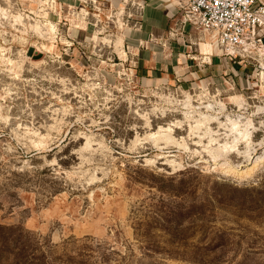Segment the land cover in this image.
Masks as SVG:
<instances>
[{
  "label": "rangeland",
  "instance_id": "1",
  "mask_svg": "<svg viewBox=\"0 0 264 264\" xmlns=\"http://www.w3.org/2000/svg\"><path fill=\"white\" fill-rule=\"evenodd\" d=\"M139 4L0 0V264H264V39L149 83Z\"/></svg>",
  "mask_w": 264,
  "mask_h": 264
},
{
  "label": "crops",
  "instance_id": "2",
  "mask_svg": "<svg viewBox=\"0 0 264 264\" xmlns=\"http://www.w3.org/2000/svg\"><path fill=\"white\" fill-rule=\"evenodd\" d=\"M110 1L117 4L119 0ZM139 3L144 6L135 17V27L125 29L123 40L139 64L140 78L154 83L169 77L171 72L185 73L190 67L186 54L193 43L194 30L181 23L176 0H139Z\"/></svg>",
  "mask_w": 264,
  "mask_h": 264
},
{
  "label": "built area",
  "instance_id": "3",
  "mask_svg": "<svg viewBox=\"0 0 264 264\" xmlns=\"http://www.w3.org/2000/svg\"><path fill=\"white\" fill-rule=\"evenodd\" d=\"M139 4V12L143 8ZM182 24L208 34L220 52L235 56L264 39V0H176Z\"/></svg>",
  "mask_w": 264,
  "mask_h": 264
},
{
  "label": "bare ground",
  "instance_id": "4",
  "mask_svg": "<svg viewBox=\"0 0 264 264\" xmlns=\"http://www.w3.org/2000/svg\"><path fill=\"white\" fill-rule=\"evenodd\" d=\"M120 45V44H119Z\"/></svg>",
  "mask_w": 264,
  "mask_h": 264
}]
</instances>
